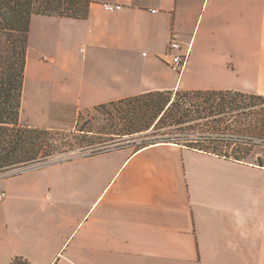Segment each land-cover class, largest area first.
Segmentation results:
<instances>
[{
    "label": "crops",
    "instance_id": "crops-1",
    "mask_svg": "<svg viewBox=\"0 0 264 264\" xmlns=\"http://www.w3.org/2000/svg\"><path fill=\"white\" fill-rule=\"evenodd\" d=\"M33 36L58 122L29 127L72 130L84 110L151 91L264 96V0H91L83 19L34 15L25 77ZM177 53L189 55L181 72ZM1 192L0 264H264V167L253 161L124 146L8 175Z\"/></svg>",
    "mask_w": 264,
    "mask_h": 264
},
{
    "label": "trees",
    "instance_id": "trees-1",
    "mask_svg": "<svg viewBox=\"0 0 264 264\" xmlns=\"http://www.w3.org/2000/svg\"><path fill=\"white\" fill-rule=\"evenodd\" d=\"M90 2L0 0V172L44 163L71 151L79 150L78 154L64 159L81 156L84 151L87 152L85 155L104 152L99 149L102 145H95L116 138L123 143L134 140L135 135L155 137L165 129L166 135L172 131L186 134L177 135L179 137L171 134V138L142 143L135 149L170 142L247 161L246 157L254 147L260 146L254 141V135H248L250 137L246 140L227 136L193 138V132H187L198 128L231 127L229 122L233 120L232 117H237L239 124L233 126L237 129L264 132V113L251 112L254 107L264 105V96L233 90L142 93L95 106L92 110L96 114L89 115L88 112L87 120L83 122L81 119L85 117L80 114L76 123L79 128L75 127V130L34 128L20 124L32 17L48 15L83 19L88 16ZM246 109H250V112ZM97 118L104 122L101 127L96 125L98 130L95 131L93 128ZM127 136L131 138L123 139ZM231 145H234L232 152H227L226 148ZM253 162L264 167V156H258Z\"/></svg>",
    "mask_w": 264,
    "mask_h": 264
},
{
    "label": "rangeland",
    "instance_id": "rangeland-1",
    "mask_svg": "<svg viewBox=\"0 0 264 264\" xmlns=\"http://www.w3.org/2000/svg\"><path fill=\"white\" fill-rule=\"evenodd\" d=\"M30 45H31L30 68H29L27 76L25 77L23 97H22V107H21V112H20L21 118H20L19 122L23 126H28L31 124H45V125L55 124L53 122H58L55 120L56 118H58V116L54 117V115L57 114V112L54 113V111H55L54 106L49 102L48 97L45 96V92L47 91L45 83H46V77L48 76V72L44 71L43 77L39 78L37 75V69L33 64V60H37V54L34 51L38 47L39 41H37L36 38L33 36ZM45 61H46L45 63L50 62V60H45ZM60 73H61V75H64V76L67 75V68L64 72H60ZM56 74L58 75L59 73H56ZM93 108L84 110L82 112L85 119H81V122L87 120L86 116H87L88 112H89V115H91L93 113L96 114V112L94 110H92ZM246 111L250 112V109H246ZM252 111L256 112L257 114L264 113V105L254 107L251 110V112ZM236 118L237 117H232L233 120L231 122H229V123H231V127H223L222 126L219 128L216 127V128H209V129L198 128L197 130H188L187 132L188 133L193 132L191 134L194 136L193 138H196V137L198 138L201 136L202 137L228 136L229 138L234 137V138H240V139L246 140V138L248 139V137H250L248 135H254V136H256V138H255L256 140H254V141L260 146L254 147L251 154L246 157L247 161H255L258 156H260V155L264 156V153H263L264 145L262 146V144L264 143V132L257 133V132H253V131L237 129L236 127H233V126L239 124L238 122H236V120H237ZM60 120L65 121V122H69L70 119L67 117H63ZM95 122H94L95 126L93 129L95 131H97L98 130L97 126L101 127V125L103 124L102 122H104V121L97 118ZM97 123H99V124H97ZM74 127L79 128V125L76 126L75 122H70L66 126H63V129H73ZM99 131H101V130H99ZM194 131H196V132H194ZM172 132L173 133H168V135H166V134H164V133H166V129H165V132L162 130V131H160V133H162V134H160L159 136H155V137L145 136V134L135 135L133 138L134 140H131V141L119 143L120 139L116 138L114 140H108V141L104 142L103 144H96L95 146L102 145L101 148H99V149L103 150V151H110V150L118 149V148L124 147V146H127V147L130 146V147H133L135 149L136 146L141 145L142 143L146 144V143L152 142L154 140H160L161 141V140L168 138V137L171 138L170 137L171 134H175L173 136H177L180 134L181 135L186 134V133H182V132H178V131H172ZM177 137H179V136H177ZM130 138H131L130 136H127L126 138H123V139H130ZM233 146L234 145H231V147L226 148L227 152H229V151L232 152ZM78 152H79V150L76 152L71 151V152L66 153V154L57 155L56 157H52L47 162L27 165L25 167L19 168V170H25V169H28V168H31V167H34L37 165H41V164L45 165L46 163L51 162V161H56L59 159L61 160V159H64L68 156L76 155V154H78ZM224 152H226V151H224ZM86 153L84 151L81 156L85 155ZM19 170L17 169V170L11 171V172H10V170L6 171V172H0V179L3 177H6L8 175L16 174L19 172Z\"/></svg>",
    "mask_w": 264,
    "mask_h": 264
},
{
    "label": "built area",
    "instance_id": "built-area-1",
    "mask_svg": "<svg viewBox=\"0 0 264 264\" xmlns=\"http://www.w3.org/2000/svg\"><path fill=\"white\" fill-rule=\"evenodd\" d=\"M104 8L106 10H109V11H115V10H119L121 8V6L120 5H112V4L104 3ZM180 48H181V44L177 40L172 39L170 41V44H169V51L170 52L178 51ZM188 56H189L188 53L187 54H179V53L174 54V55H172V57L170 59V64L172 65V67L175 70H177L178 72H181L183 70L184 66H185V63L187 62ZM235 139H237V138H235ZM42 165H44V164L37 165V166L31 167V168H28V169H25V170H19V172L26 171V170H31V169H34V168H38V167H40ZM5 196H6V193L5 192H1L0 193V201H2L5 198Z\"/></svg>",
    "mask_w": 264,
    "mask_h": 264
},
{
    "label": "water",
    "instance_id": "water-1",
    "mask_svg": "<svg viewBox=\"0 0 264 264\" xmlns=\"http://www.w3.org/2000/svg\"><path fill=\"white\" fill-rule=\"evenodd\" d=\"M48 163H49V162H48ZM48 163H46V164H48ZM46 164H45V165H46Z\"/></svg>",
    "mask_w": 264,
    "mask_h": 264
}]
</instances>
